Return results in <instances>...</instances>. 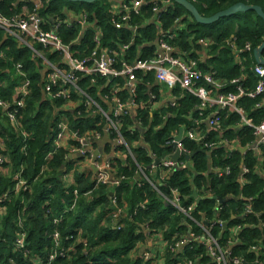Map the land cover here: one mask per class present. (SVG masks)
Wrapping results in <instances>:
<instances>
[{
    "label": "trees",
    "instance_id": "1",
    "mask_svg": "<svg viewBox=\"0 0 264 264\" xmlns=\"http://www.w3.org/2000/svg\"><path fill=\"white\" fill-rule=\"evenodd\" d=\"M168 1L173 4V7H169L161 14L162 29L175 28L176 20L185 24V29L176 42L173 44V41H170L168 44L171 47L178 46L189 53L193 50L192 47H195L194 36L212 40L215 43V49L219 51L214 52L213 57L208 60L209 67L208 64L202 65L203 71L205 73L214 72L216 80L225 82L224 92H234L235 87L231 86L230 82L241 77V67L233 61L232 50L227 46L228 39L235 37V45L238 49L246 43L250 44L253 49L259 47L264 40L263 21L254 12H245L236 13L204 26L196 23L187 11L174 4L172 0ZM187 1L203 17H211L237 3L259 6L264 12V0ZM43 2L44 6L39 12L43 21V30L49 31L54 25L60 24L57 31L58 36L78 59L90 55L94 50L95 30L90 29L83 34V45L87 46V49L75 48L74 45L81 29L76 22L69 21L68 12H73L74 16L86 14L88 23H95L97 30L103 34L102 45L98 51L101 48L119 51L118 44L123 45L130 42L132 35L130 30L124 27L120 30L115 28L113 22H117L118 18L111 13V1L109 0H98L93 4H74L64 0H43ZM22 7L21 0H0V11L6 17L17 15ZM152 7V4L143 6L140 15L133 16L130 21L131 28H141L138 30L141 38L135 43L137 47L141 46L143 41H151L156 37V26L145 23L147 20L151 21ZM186 16L192 21H187ZM4 38V34L0 32V50L3 53V58L0 59V100L11 101L15 97V90L24 79L30 83V94L25 99L24 107L18 116L27 139H23L11 127L0 111V144H3L0 155L6 158L0 168V198L5 193L9 195L7 201L0 205L2 206L0 207V264L47 263L55 249L51 237L54 233L60 236L61 248L68 249V258H57L53 264H150L138 258L133 259V253L139 244H144L147 240L153 241L154 236L161 234L169 246H172L175 243L173 237L176 234L186 233L187 230L181 226L182 217L178 215L176 209L163 202L148 181L154 184L164 196L171 197L170 190H178L184 199V208H193L194 220L208 224L216 219L225 221L227 223L225 232L220 233L217 228L213 231L215 236L221 235L223 241L230 237V231L234 227L244 225L251 227L239 233L240 243L234 248V256L242 258L246 263H252L255 255L250 253V249L257 246L260 248L259 264H264V175L261 176L258 173L260 171L264 174V162H261L264 160V147L257 154H254V151H246L243 154L239 149L235 152H227L223 148L213 150L205 148V144L213 142L214 135L218 136L215 133H209L201 146L184 140L186 151L194 154L190 160V172L176 171L166 180L161 181V170L151 168L154 161L153 156L158 158L170 153L171 149L165 146V142L175 135L172 134L174 130L183 123L186 130H199L196 121L201 118L186 121L187 113L193 109L197 116L199 112L196 107L199 102L185 92L177 109L170 110L175 118L164 121V112L161 111L153 114L150 122L149 103L143 93L147 82H150L148 78L151 75L144 79V84L138 86L134 98V104L139 105L135 119L139 122L143 134L135 127V120L130 114L122 119L119 128V133L127 144L126 148H120V153L125 155L126 160L117 161V163L115 161L114 169L119 173V177L123 176L125 180L113 191L108 187H101L94 193V200L90 201L83 195L90 190L89 177L75 176V185L80 196L75 208L64 213L72 204L73 186L65 190L61 176L62 167L69 163L67 152L64 149L55 150L52 145L59 116L66 114L70 120L69 128L80 136L94 132L102 133L101 127L105 122L99 114H95L94 108L87 111L84 99L78 94H71V101L79 104L74 116L66 113L68 111L64 108V100L48 99L44 92L45 68L42 59L34 57L29 48L18 46L14 39ZM137 47H132L131 52L128 51L125 55L121 54L120 59H134ZM36 49L49 62L56 63L60 60L58 55L41 46ZM153 55L154 50L145 49L141 59L147 60ZM262 56L264 57V52ZM190 57L193 58L195 55L192 54ZM254 65L253 57L246 55L243 57V73L248 75L243 85L248 90L253 89L257 82L250 72ZM17 66H20V73L24 75V78L17 71ZM94 81H98L99 84L104 83V80L99 77ZM79 86L102 109H105L101 98L107 96L108 89H103L101 94H98L100 86H93L90 78H80ZM120 96L123 102L129 100V95L125 91H122ZM238 105L247 112L254 124L257 125L264 119V109L255 110L254 102L240 99ZM77 112H80V116ZM220 117L223 123L225 118L238 120L235 114L227 111H223ZM157 127L159 128L156 129ZM232 135H234L232 132H228L226 138L236 139L242 148L249 146L254 139L250 129L241 130L236 136L229 138ZM112 137L116 136L112 135ZM140 141L144 145L140 144ZM128 151L131 152L132 157ZM48 154H51V157L46 161ZM184 161L180 157L177 162L178 166L182 167ZM209 167L221 171L229 167L230 175L219 177V172L212 173ZM242 168L248 170L244 185L239 181ZM20 169H23L20 178L27 185L15 193L14 189L18 183L15 175ZM134 178L138 179L139 185H132ZM111 193L116 198V209H124L126 206L127 217L122 218L123 228L120 230L109 226L112 215L115 213L111 206L109 196ZM193 194L196 197H193ZM239 195L255 200L253 205L255 215L243 216V203L234 200ZM219 199L224 202L220 203ZM140 205L144 208L138 207ZM59 218H61L60 223H54ZM18 222L22 224L23 231L27 235V245L24 250L14 247L15 239L20 231ZM191 226L196 234L200 233L194 225L191 224ZM69 236L79 238L83 242H75V239L66 241L65 238ZM69 249H74V252L69 254ZM86 249H89V253L85 257L83 251ZM26 251L28 254H25ZM184 254L187 259L200 255L202 256L201 264H210L203 248L198 245L187 246L184 248ZM172 257L171 254L166 255V264H174L170 259Z\"/></svg>",
    "mask_w": 264,
    "mask_h": 264
},
{
    "label": "built area",
    "instance_id": "2",
    "mask_svg": "<svg viewBox=\"0 0 264 264\" xmlns=\"http://www.w3.org/2000/svg\"><path fill=\"white\" fill-rule=\"evenodd\" d=\"M119 1L121 2V6H117V10H111V13L118 18L117 22H113L115 28L118 30L123 27L130 30V21L132 17L140 15V11L143 6L152 4V14L156 16L158 21H160L161 14L164 13L166 9L173 7L171 2L163 0ZM21 2L23 3V7L20 10L21 12L17 15L6 17L0 11V32H2L6 38L10 37L14 39L18 46L29 48L34 57L42 59L46 73L44 78V92L48 99L64 100V106L73 110V113H75L79 104L71 101V94L75 93L81 96L82 99H84V106L87 108V111L94 108L96 110L95 114H99L104 120L106 124L104 129L105 132H110L112 135L116 136L113 138V140H115L116 147L126 148L127 146L126 141L119 133V128L122 119L128 114L131 115L133 107L135 106L134 98L137 94L136 81L138 80V74L146 76L152 75L159 84L167 86L170 89L180 87L184 92L196 98L199 102L198 115L200 118L205 116L206 113L204 114V112L206 110L212 111L215 109L216 112H212V115L207 118L209 126L215 130L221 129L220 115L223 111L235 114L240 120V131L250 129L253 132L254 141L251 142L246 151H254V154H257L260 149L264 147V119H262L259 124H254L247 112L238 105L240 99H247L255 103V110L260 111L264 109V64H255L250 71L257 81L253 89H246L243 85L245 78L240 77L230 82V85L235 87V91L227 93L224 92L226 90V83L216 80L214 72L203 73L198 68L195 61H185L184 58L176 57L174 55L173 48L168 44V42L177 38V35L173 34V30H178L181 22L180 20H176L177 25L173 29L163 30L161 27L158 28L157 39L155 42V44H157L158 51L151 58L142 60L140 57H136L132 60H121V54L125 55L129 51V45L123 44L118 46L119 51L109 49H100V51H98L102 35L100 31L97 30L95 23H88V17L86 14L78 15L71 22H76V24L80 27V36L82 37L88 30H95L93 37L95 48L90 55H87L82 59H78L74 56L75 53L71 52V49L65 45L58 36L57 31L60 24L54 25L49 31L43 30V21L39 16V12L44 6L43 0H21ZM4 21H7V23ZM68 23L70 22L68 21ZM135 30L136 29H134V32ZM133 38H130V40L133 41ZM235 43L236 38L232 36L227 46H229L232 50L237 64L241 67V72H243V57L252 52V46L250 44H246L243 48L238 49ZM200 44H202L205 48L214 46V42L208 38L200 40ZM38 46H41L43 49H47L51 53L58 55L60 60L56 63L51 61L49 62L42 56V53L36 49ZM101 50L105 51L102 52ZM1 58H3V53L0 50V59ZM17 71L20 76L24 78V75L20 73V66H17ZM97 77L104 80V83L99 84L98 81H94ZM80 78H90L93 86H101L98 94H101L103 89H108V92L106 93L107 96L102 98V100L107 102L106 104L104 103L105 109H102L80 88ZM108 79H111V81L108 82ZM122 85L129 94V100L127 103L123 102L119 96L122 92ZM29 94L30 83L24 79L20 86L15 90V97L11 101L0 100V111L3 114V117L7 119L11 127L14 128L18 134L23 136L24 139H27V136L22 131L18 116L20 110L24 107L25 99L29 96ZM77 115L80 116V112H77ZM198 123L199 121H196L197 125ZM66 127L67 124H63L61 122H59L56 127V134L53 138L52 144L55 150L62 147V141L66 135ZM91 136L99 139L100 133H87L85 136H80L77 132H74L73 141L71 142L75 145H72L73 148L69 151V155H67L69 163L71 162L72 155H78L95 169L94 177L93 179L91 177L90 180V190L83 194L90 201L94 200V193L101 187L112 186L113 188H117L120 186L122 181L125 180V177L123 176H120V179L118 180L114 178L112 175L113 162L111 163L103 159L94 158L92 154H90V151L81 148V146H87V140ZM176 138L177 135H173L165 142V146L167 148H172V146L175 145L176 150L182 155L188 153L184 148V140L197 142L200 145L205 142L202 133L197 129L185 130L182 133L180 140L177 141ZM2 147L3 144H0V150ZM204 147L210 150L216 148V146L212 143L205 144ZM128 154L132 157L131 152L128 151ZM50 157L51 154H48V156H46V161L50 160ZM5 161L6 158L0 155V168ZM261 162L263 163L264 160H261ZM175 165V162L169 159L162 163L160 168L161 181L166 180V173L168 171L170 172ZM22 172L23 169H20V171L15 175V178H18V183H16V187L14 189L15 193L22 188H25L27 185L26 182L20 178L22 177ZM246 174H248V170L246 168H242V172L239 177V181L242 185L245 183ZM229 175V167L219 172V177ZM148 183L153 186L158 195L162 198L163 202L176 209L178 215L183 218L181 226L185 227L187 230L186 233H181V235L176 234L173 237V241L175 243L172 246H169L168 242L163 239L161 234H159L158 238L160 237V241L164 242L166 251L165 253L164 251H161V254L158 255V245H154V251L156 252L155 258H158L157 264H165L167 254L173 255L170 259L174 262V264H201L200 261L202 256L200 255L193 259H187L185 257L184 248L189 245H198L199 247H202L206 257L210 261V264L246 263L242 258L234 256V248L240 243L238 238L239 233L243 229L251 227L247 225L236 226L231 229L230 237L223 241L221 235L215 236L213 231L214 228H217L220 233L225 232L227 230V223L225 221L216 219L209 224L198 222L192 217L193 208H184V199L179 194L178 190L171 189V197H168L167 195H162L158 188L151 184L150 181H148ZM71 186H73L72 204L64 213H68L75 208L80 196L75 184H70L65 188V190H69ZM8 196V193L2 195L0 198V205L7 201ZM234 200L243 203L244 217L255 215L253 209L255 200L253 198L246 199L242 195H239L235 197ZM111 206L113 210H115V213L112 215L111 224L109 226L115 228L116 230H120L123 228V224L119 221L122 220L121 218L127 217V215L123 212V209H116V198L114 195L111 197ZM138 207L142 209L144 208L142 205ZM61 218L55 220L54 223H60ZM191 224L195 226V229L200 230L199 234L195 233ZM18 227L20 228V231L15 239L14 247L18 250H24L27 245V235L26 232L23 231L22 224L20 222H18ZM147 233L150 235L148 229ZM73 239H75L73 236L65 238L66 241H72ZM52 240L54 241L55 249L49 256L48 262L45 264H53L57 258H68V249L61 248L60 236L58 233H55ZM75 242L80 243L83 242V240L76 238ZM178 249H180V251L177 253ZM259 249L260 248L257 246L251 247L250 253L255 255V260L252 263L257 262V264H259ZM73 252L74 249H69V254ZM88 252L89 249L84 250L83 256H88ZM25 254H28V251H26ZM152 257H154L152 253H146L142 256L141 260L143 262L153 263L151 259ZM36 264L42 263L36 262Z\"/></svg>",
    "mask_w": 264,
    "mask_h": 264
},
{
    "label": "crops",
    "instance_id": "3",
    "mask_svg": "<svg viewBox=\"0 0 264 264\" xmlns=\"http://www.w3.org/2000/svg\"><path fill=\"white\" fill-rule=\"evenodd\" d=\"M109 1H111V5H112L111 6V10L116 9L117 6L118 7L121 6V2L119 0H109ZM163 1H168V0H163ZM77 16H74V14L72 12L68 13V19H69L70 22L74 18H76ZM150 19H151L150 22H149V20H147L145 23H150L151 25L156 26V28H157L156 31L158 30V28H160V27L162 28V25H161L160 21H158L156 19V16L153 15L152 18H150ZM185 19L187 21H192V19L190 17H188V16H186ZM134 29H136L135 32H134ZM140 29L141 28H137V27L130 29V33L132 34L131 38H133V36H134L133 41L130 40V42L128 44L129 45V49L128 50L130 52H131V48L132 47H137L138 46V45H135V43H136L137 39L141 38L140 34L138 33V30H140ZM184 29H185V24L180 22L178 30L177 31L173 30V34L177 35V38H175L173 40V44L179 38L181 32ZM101 35L103 36L102 33H101ZM197 37L198 36H194V38H195V47H192L193 50L191 52H189V53L183 51L178 46H173L172 48H173V51H174V55L176 57L184 58L185 61H195L197 63L198 68L203 73H205L203 71L202 65H207L208 64V60L213 57L214 52L218 53L219 50L215 49L214 46H210L208 48L203 47V45L200 44V40L205 39V37H202V38H197ZM191 38H193V36H191ZM231 38L228 39V40L230 41ZM156 39H157V33H156V37L153 40H151V41H143L142 45L140 44L141 46L136 48L134 55H136V57H140L141 58V56L143 54V51L145 49H152V50H154V54H155L158 51L157 44H155ZM101 40H102V38H101ZM228 42H227V45H228ZM246 44H244V46ZM100 45H102V44H100ZM214 45H215V43H214ZM74 46H75V48H79V49H87V46L83 45V37L80 36V34L77 37V40H76ZM117 46H120V44H118ZM101 49H107V48H101ZM255 49L252 48V52L246 55V56L253 57L254 61H255V58H254L253 52H254ZM101 51L103 52L105 50H101ZM192 54H194L195 57L191 58L190 56ZM232 55H233V52H232ZM261 57H262V60H264V57L262 56V54H261ZM233 61H234V63L237 64V61H236L234 55H233ZM255 64H257L256 61H255ZM208 67H209V64H208ZM44 74L46 75L45 71H44ZM147 76L146 75H142V74H138V80L136 81L137 88H138V86H141L142 84H144V79H146ZM247 76L248 75L245 72L244 73L241 72V77H244L246 79ZM149 80H150V82H147L146 87H144V93H143L144 96L147 99V102L149 103V110H148L149 111L148 112L149 121L150 122L152 121L153 114H155L156 112H161V111L164 112L163 113L164 114V118H165L164 121L165 120L170 121L171 119L175 118V115L172 114L170 112V110L171 109H175V110L177 109L180 100L184 97L183 94H185V92L180 87H176L174 89H170L167 86L159 84L154 79V77L152 75L150 76V78H148V81ZM100 88H101V86H100ZM100 88H99V90H100ZM121 90L125 91L128 94L127 90L124 89L123 85L121 87ZM119 96H120V94H119ZM102 98H101V101L103 102V104L104 103L106 104L107 102L105 100H102ZM120 98H121V96H120ZM64 108L68 111V112L65 111L67 114H71L72 116H74L73 110H70L69 108H66L65 106H64ZM71 108H72V106H71ZM138 108H139V105H138V103H136V105L133 107V110L131 112V116L135 120L134 121V125H135V127L137 129L141 128V126L139 125V122L136 121V119H135L136 118V111L138 110ZM196 110H199L198 106L196 107ZM194 111H195V109H193V111H191L190 113H187L186 121L189 120V122H190L191 120H194L195 118L199 117L198 114H197V116H195ZM212 112H216V110L215 109L212 110V111L211 110H206L204 112V114L206 113V115L203 118H201L199 120V123H198L199 131L202 133L204 139H206L205 137L209 133H212V134L215 133L218 136H216V135L213 136L212 144H214L216 146V149L223 148L227 152H235V151H237L239 149V151L241 153H243V154L246 153V150H247L248 146H245V148H242L241 144H239L236 139L230 140V139L226 138L227 137L226 134H228V132H230V133L232 132L234 134V135L229 137V138H232V137L236 136L238 134V132L240 131V120H239V118H238V120L237 119L236 120L235 119L234 120H231V119L229 120V118H225L224 123L221 120V129L220 130H215V129H213V128H211L209 126L208 119H207L208 117H210L212 115ZM72 116H71V119H73ZM59 122H61L63 124H67L66 135L63 138L62 147L60 149H64L67 152V155H69V151H71L72 148H73L72 145H75L74 143L71 142V141H73V133L74 132H72L71 129L69 128L70 120L68 119V116L66 114L61 115V117L59 116ZM225 122H227V123L225 124ZM223 124H224V126H223ZM104 125L106 126V124L104 123L102 125V127H101V129L103 131H102V133H100V138L96 139V138L91 136L87 140V146H83V147L81 146V148H83L84 150L90 151V154H92V156L94 158L103 159V160L109 161L111 163L113 162L112 171L114 172V175L112 173L111 174L116 178V180H118V179H120L119 173H117L115 171L114 167H115L117 161L124 162L126 160L125 159V155L121 154L120 153L121 149L115 146V140H113L112 134L110 132L109 133L105 132V130H104L105 126ZM158 128L159 127H157L156 129H158ZM185 130H186V126L183 123L179 127H177L172 134H175V135L178 136L180 133H183ZM253 141H254V139L251 142H253ZM140 144L144 145V143H142L141 141H140ZM195 144H197L198 146H201L197 142H195ZM170 149H171L170 153L164 154L161 157L156 158V157L153 156V160L154 161H153V164L151 166L152 169H154V170L160 169L162 163L164 161H166L167 159H169L171 161H174L172 156L175 154V151L172 148H170ZM185 155L189 156V155H192V154L187 153ZM181 158H183V157H181ZM156 159H160V162H159L158 165H155V160ZM183 159L185 160V158H183ZM190 160H188V161L185 160L183 162V166L180 167V168H184L185 166H189V169H185V170H182V171H189L190 172V170H191ZM115 161H116V163H115ZM177 162H178V160L176 161V164H177ZM209 171H211L212 173H218L221 170L220 169L219 170H215V169L209 167ZM173 172H174V168L170 172L168 171L166 173V178L171 176V174H173ZM258 173H259V175L263 176V173H261L260 171H258ZM94 174L95 173H94L93 168H91V165L87 161L81 159L80 156H78V155H72L71 162L68 165H66L65 167H62L61 176H62L64 188H66L70 184H75V176H84L86 178L89 177V181H90L91 177L93 179ZM131 183H132V185H135V184H138L139 182H138L137 178H134V181H132ZM108 188L112 189V191L116 189V188H113L112 186H108ZM124 207L125 208L123 209V212H125V210H126V206H124ZM125 214H126V212H125ZM181 221H183V218L181 219ZM119 222H121V221H119ZM137 232L139 233V231H137ZM158 236H154L155 239H153V241L152 240H147V242H145L144 244H139L138 248L133 253V259L134 258H138L140 261H142L141 258H142V256L144 254L152 253V255L154 256V257L151 258L153 263H150V264H157L158 258H155V253L156 252L154 251V245H158V250H157L158 251L157 252L158 255L161 254V251L162 252L164 251V253L166 251V248L164 246V242L160 241V237L158 238ZM179 251H180V249L177 250V253Z\"/></svg>",
    "mask_w": 264,
    "mask_h": 264
},
{
    "label": "water",
    "instance_id": "4",
    "mask_svg": "<svg viewBox=\"0 0 264 264\" xmlns=\"http://www.w3.org/2000/svg\"><path fill=\"white\" fill-rule=\"evenodd\" d=\"M66 2H69V3H74V4H93L94 2L98 1V0H64ZM174 4H177L178 6H180L181 8H183L185 11H187L191 17L193 18V20L200 24V25H204V26H208V25H211L215 22H217L218 20L222 19V18H225V17H230L236 13H245V12H254L264 23V12L263 10L259 7V6H254V5H245L243 3H237L235 4L234 6L228 8L227 10H224V11H221V12H218L216 14H214L213 16L211 17H203L201 16L198 11L196 10V8L187 0H172ZM6 39V37L4 38ZM264 51V40L262 42V44L257 47L254 52H253V55H254V58H255V61L257 64L259 65H263L264 64V60H262V57H261V54L262 52ZM111 79H108V82H110ZM141 132V134H143V130L138 128ZM181 135L182 133H180L176 140H180L181 138ZM172 149H174L175 151V154L172 156L175 164H176V161L178 160L179 157H183L185 158V160H190L194 154L192 155H182L180 154L176 148H175V145L172 146ZM199 151V149H198ZM160 162V159H156L155 160V165H158ZM91 168H93V166H91ZM185 169H189V166H185L184 168H180L177 164L174 166V172L176 171H182V170H185ZM94 172H95V169L93 168ZM110 198L112 197V193L109 195ZM193 197H196L195 194H193ZM219 202L220 203H223L224 200L222 199H219ZM244 264H257V262H254V263H244Z\"/></svg>",
    "mask_w": 264,
    "mask_h": 264
},
{
    "label": "rangeland",
    "instance_id": "5",
    "mask_svg": "<svg viewBox=\"0 0 264 264\" xmlns=\"http://www.w3.org/2000/svg\"><path fill=\"white\" fill-rule=\"evenodd\" d=\"M54 235H55V233H54V234H52V235H51V237H52V238H54ZM85 252H86V251H85ZM85 252H84V253H85ZM88 253H89V252H88Z\"/></svg>",
    "mask_w": 264,
    "mask_h": 264
},
{
    "label": "clouds",
    "instance_id": "6",
    "mask_svg": "<svg viewBox=\"0 0 264 264\" xmlns=\"http://www.w3.org/2000/svg\"><path fill=\"white\" fill-rule=\"evenodd\" d=\"M5 23H7V21H4Z\"/></svg>",
    "mask_w": 264,
    "mask_h": 264
}]
</instances>
